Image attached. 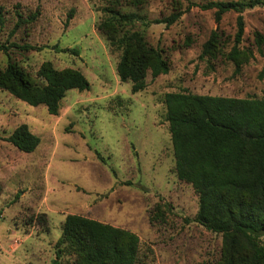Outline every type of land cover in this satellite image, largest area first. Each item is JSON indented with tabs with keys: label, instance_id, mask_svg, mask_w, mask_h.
I'll use <instances>...</instances> for the list:
<instances>
[{
	"label": "rangeland",
	"instance_id": "1",
	"mask_svg": "<svg viewBox=\"0 0 264 264\" xmlns=\"http://www.w3.org/2000/svg\"><path fill=\"white\" fill-rule=\"evenodd\" d=\"M231 1L239 0H122V12L139 15L132 30L171 65L154 80L149 74L147 88L134 94L117 73L121 52L98 30L108 2L0 0L6 13L0 44L34 48L0 52V70L14 62L37 80L42 64L51 62L80 70L91 84L89 91H69L57 116L0 89V264H54L68 215L137 234L140 264H221L223 236L195 222L198 195L176 174L164 97L264 100V8L243 14L240 68L229 58L239 15L217 22L215 10L201 8ZM38 10L35 23L16 27L17 13L27 18ZM178 12L174 25L154 24ZM23 124L41 139L32 153L5 140Z\"/></svg>",
	"mask_w": 264,
	"mask_h": 264
},
{
	"label": "trees",
	"instance_id": "2",
	"mask_svg": "<svg viewBox=\"0 0 264 264\" xmlns=\"http://www.w3.org/2000/svg\"><path fill=\"white\" fill-rule=\"evenodd\" d=\"M104 1L108 5L103 9L105 19L98 30L113 51L121 52L117 66L121 82L132 83V92L140 93L147 88L149 74L154 80L170 72V62L159 48L147 42L142 32L132 30L140 21L138 13L122 12V0ZM125 1L134 5L141 2ZM201 8L215 10L217 22L230 12L239 15L229 58L240 68V45L245 34L243 14L264 8V0L211 2ZM73 13L74 10L69 13L66 28ZM5 15L0 6V33L6 26ZM182 15L183 12L173 13L154 24L172 26ZM39 16V10L27 18L17 13L16 27L33 24ZM210 45V41L206 43L204 54ZM13 48L34 49L0 44V52L5 54ZM0 89L32 107L45 106L50 115L57 116L69 91H89L91 84L80 70H58L51 62L42 64L35 80L11 62L0 70ZM164 104L176 174L179 180L192 185L198 195L195 222L223 236L221 264H264V100L182 92L167 93ZM5 140L23 153H32L41 144L27 124L20 125ZM64 259L67 264H140V239L126 229L68 215L56 244L54 264H62Z\"/></svg>",
	"mask_w": 264,
	"mask_h": 264
}]
</instances>
